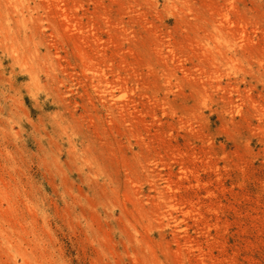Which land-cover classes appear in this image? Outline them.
Masks as SVG:
<instances>
[{
  "label": "rangeland",
  "instance_id": "374dc122",
  "mask_svg": "<svg viewBox=\"0 0 264 264\" xmlns=\"http://www.w3.org/2000/svg\"><path fill=\"white\" fill-rule=\"evenodd\" d=\"M0 264H264V0H0Z\"/></svg>",
  "mask_w": 264,
  "mask_h": 264
},
{
  "label": "bare ground",
  "instance_id": "6f19581e",
  "mask_svg": "<svg viewBox=\"0 0 264 264\" xmlns=\"http://www.w3.org/2000/svg\"><path fill=\"white\" fill-rule=\"evenodd\" d=\"M7 204H8V202H7ZM8 206H10V205H8ZM4 234H5V233H4ZM8 238H9V237H8ZM9 244H10V243H9ZM10 247H11V246H10ZM8 248H9V247H8ZM27 258H28V257H27ZM23 260H24V263L27 261L26 258H24Z\"/></svg>",
  "mask_w": 264,
  "mask_h": 264
}]
</instances>
